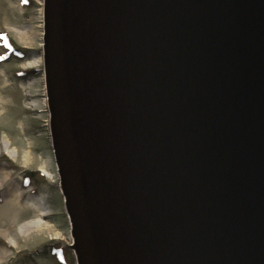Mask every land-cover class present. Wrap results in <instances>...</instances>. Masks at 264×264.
I'll return each mask as SVG.
<instances>
[{"label": "water", "instance_id": "water-1", "mask_svg": "<svg viewBox=\"0 0 264 264\" xmlns=\"http://www.w3.org/2000/svg\"><path fill=\"white\" fill-rule=\"evenodd\" d=\"M43 3L76 264H264V0Z\"/></svg>", "mask_w": 264, "mask_h": 264}, {"label": "rangeland", "instance_id": "rangeland-1", "mask_svg": "<svg viewBox=\"0 0 264 264\" xmlns=\"http://www.w3.org/2000/svg\"><path fill=\"white\" fill-rule=\"evenodd\" d=\"M43 5L0 0V205L11 204L18 224L42 214L47 225L24 235L14 228L0 264H75L50 143L43 67L35 62L42 51Z\"/></svg>", "mask_w": 264, "mask_h": 264}, {"label": "bare ground", "instance_id": "bare-ground-1", "mask_svg": "<svg viewBox=\"0 0 264 264\" xmlns=\"http://www.w3.org/2000/svg\"><path fill=\"white\" fill-rule=\"evenodd\" d=\"M41 15H42V26H41V36H42V51L39 57L35 59V62L38 64L42 65L43 67V82H44V90H45V107L48 112V128H49V134H50V143L53 149V155H54V160L56 163V172L58 176V184H59V189L61 191L63 190V179H62V173H61V168H60V163L58 159V154H57V149H56V144H55V139L53 136V125H52V112H51V103H50V97H49V91H48V78H47V71H46V54H45V44H44V19H45V10H44V5L41 10ZM3 151L10 155V152L6 145H4V148H2ZM12 157V156H11ZM44 173L50 177V175L44 171ZM63 198V195H62ZM63 202L64 198H63ZM66 210V206H65ZM12 207L10 203H3L0 205V250L2 251L0 253V257H5L4 255V249H7L9 246L12 245L10 242L9 236H12L14 233V228H17V231L19 234L24 235L27 234L31 231H41L43 230L47 225H45L44 222L41 221V218L43 217L42 214L38 215V219H31V220H26L23 221L22 223H17L15 219H13L12 215ZM68 220V218H67ZM68 224L70 227V246L72 247L73 254L75 259H77V243H76V238L75 234L72 229V225L70 222V219L68 220Z\"/></svg>", "mask_w": 264, "mask_h": 264}]
</instances>
